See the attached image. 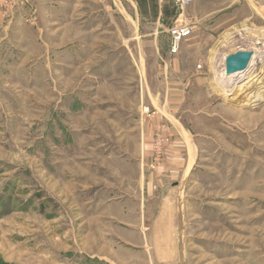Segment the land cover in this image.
I'll list each match as a JSON object with an SVG mask.
<instances>
[{"label":"rangeland","instance_id":"1","mask_svg":"<svg viewBox=\"0 0 264 264\" xmlns=\"http://www.w3.org/2000/svg\"><path fill=\"white\" fill-rule=\"evenodd\" d=\"M173 4L0 0V264H264V0Z\"/></svg>","mask_w":264,"mask_h":264},{"label":"bare ground","instance_id":"2","mask_svg":"<svg viewBox=\"0 0 264 264\" xmlns=\"http://www.w3.org/2000/svg\"><path fill=\"white\" fill-rule=\"evenodd\" d=\"M254 5V4H253ZM258 10V9H257ZM245 24V23H244ZM247 24V23H246ZM245 24V25H246ZM238 25V24H237ZM251 25V24H250ZM234 26V25H233ZM249 26V25H248ZM249 27H251V26H249ZM230 29V28H229ZM261 29V31L263 30L262 28H260ZM260 29H258V30H260ZM228 30V29H227ZM243 31H245V32H243ZM261 31H259V36H261V37H263V35H261L260 34V32ZM264 31V30H263ZM262 31V32H263ZM253 32V31H252ZM255 32H256V30H255ZM243 33L244 34H246V33H248V35L250 34V36L252 35V36H255L254 34H252L250 31H248V28H247V25L246 26H242V25H239V26H237V27H231V29L229 30V31H226V33L222 36V40L220 41V46L219 47H227L231 42H232V40H233V38L235 37V36H238V35H243ZM247 35V34H246ZM244 37V36H243ZM248 37V36H247ZM255 37H258V36H255ZM254 37V38H255ZM236 38V37H235ZM247 39V38H246ZM249 39V38H248ZM259 39V38H258ZM263 39V38H262ZM261 40V39H260ZM246 41V40H245ZM247 41H249V40H247ZM252 41H253V39H252ZM257 41V40H256ZM234 42V41H233ZM232 42V43H233ZM259 42V41H258ZM261 42V41H260ZM253 44H254V42H252ZM262 43V42H261ZM264 44V43H263ZM234 45V44H233ZM250 46H251V44H249ZM257 45V44H256ZM255 45V46H256ZM230 47V46H229ZM228 47V48H229ZM234 47V46H233ZM217 48V47H216ZM250 48V47H249ZM261 48V47H260ZM224 49V48H223ZM227 49V48H226ZM246 49V48H245ZM252 49H254V48H252ZM256 49V48H255ZM213 50V49H212ZM221 50V49H220ZM243 50V49H242ZM261 50V49H260ZM217 51V50H216ZM216 51H214V52H211V53H213V55H212V57H211V61L213 60L214 61V63H212V65L213 66H211V67H213V76H212V78H213V81H215L216 83H218V88L220 89L223 85H222V82H221V77L220 76H223L224 74H225V68H224V63H223V59L224 58H222L221 60H220V62H219V66L221 67V69H216V58H214V55H215V53H217ZM224 51V50H223ZM226 51V50H225ZM231 53V52H230ZM233 53V52H232ZM256 53V52H255ZM257 54V53H256ZM227 55H228V53H227ZM259 55V54H258ZM257 55V56H258ZM221 56V55H220ZM220 56H219V58H220ZM225 56V55H224ZM214 58V59H213ZM217 58H218V56H217ZM257 58V57H256ZM262 59V58H261ZM210 60V59H209ZM263 60H264V58H263ZM263 60H261L260 62H256L257 64H258V67L256 68L257 69V73H249L250 74V77H251V79H250V81L252 80V79H254L255 78V82L256 83H258V87H256L257 89H255L254 90V88H250L249 86H246V87H244L245 88V90L243 91V94L245 95L244 97H246L244 100H246V101H250V102H257V101H259V100H261L262 98H264V77L263 76H261V74H262V72L264 73V70H263V66H264V61ZM254 61H255V56H253L252 57V60H251V62H250V64L248 65V68L246 69V71L247 70H249L250 69V67L254 64ZM255 63V64H256ZM210 68V67H209ZM252 71H253V69H252ZM262 71V72H261ZM259 72V73H258ZM240 75V74H239ZM229 76V75H228ZM249 76V75H248ZM225 77V76H224ZM231 78V77H230ZM247 79H248V77H247ZM225 81V80H224ZM214 82V83H215ZM253 83V82H252ZM242 85V84H241ZM228 86V85H227ZM252 86V85H251ZM235 87V86H234Z\"/></svg>","mask_w":264,"mask_h":264},{"label":"built area","instance_id":"3","mask_svg":"<svg viewBox=\"0 0 264 264\" xmlns=\"http://www.w3.org/2000/svg\"><path fill=\"white\" fill-rule=\"evenodd\" d=\"M178 9L183 10L193 0H172ZM183 12V11H182ZM194 25L183 16V20L179 23L175 22L168 30L169 36V51L174 54L178 51L182 40L186 39L192 34ZM148 111V108H145Z\"/></svg>","mask_w":264,"mask_h":264},{"label":"water","instance_id":"4","mask_svg":"<svg viewBox=\"0 0 264 264\" xmlns=\"http://www.w3.org/2000/svg\"><path fill=\"white\" fill-rule=\"evenodd\" d=\"M255 50H237L228 54L224 59V68L226 75H237L244 72L250 64Z\"/></svg>","mask_w":264,"mask_h":264},{"label":"crops","instance_id":"5","mask_svg":"<svg viewBox=\"0 0 264 264\" xmlns=\"http://www.w3.org/2000/svg\"><path fill=\"white\" fill-rule=\"evenodd\" d=\"M132 1L135 3V5H136L135 7L139 11L140 15L143 18L148 19L149 21L154 20L156 18L159 19L162 17L165 19V18H169L168 16H172L171 10L168 11L167 15L164 13V10H166L164 8V6H165V3L167 2V0L166 1L165 0H132ZM172 3H174V2L172 1ZM145 145L148 147V145H149L148 142H146ZM174 152H176V151H174Z\"/></svg>","mask_w":264,"mask_h":264},{"label":"trees","instance_id":"6","mask_svg":"<svg viewBox=\"0 0 264 264\" xmlns=\"http://www.w3.org/2000/svg\"><path fill=\"white\" fill-rule=\"evenodd\" d=\"M164 13L167 15L168 14V11L164 10Z\"/></svg>","mask_w":264,"mask_h":264}]
</instances>
